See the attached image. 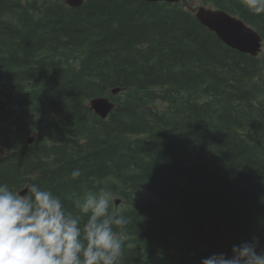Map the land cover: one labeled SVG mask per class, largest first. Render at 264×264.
<instances>
[{"label":"trees","instance_id":"obj_1","mask_svg":"<svg viewBox=\"0 0 264 264\" xmlns=\"http://www.w3.org/2000/svg\"><path fill=\"white\" fill-rule=\"evenodd\" d=\"M193 3L241 19L262 52L225 46ZM99 96L115 103L106 119L88 106ZM32 183L70 212L107 190L130 221L122 264H200L253 238L264 251V13L245 0H0V184Z\"/></svg>","mask_w":264,"mask_h":264},{"label":"clouds","instance_id":"obj_2","mask_svg":"<svg viewBox=\"0 0 264 264\" xmlns=\"http://www.w3.org/2000/svg\"><path fill=\"white\" fill-rule=\"evenodd\" d=\"M264 13V0H245ZM79 177V169L71 173ZM13 191L0 184V264H122L129 218L110 211L111 194L100 189L72 201L68 211L61 198L38 184ZM258 239L233 245L231 255L214 253L200 264H264Z\"/></svg>","mask_w":264,"mask_h":264},{"label":"water","instance_id":"obj_3","mask_svg":"<svg viewBox=\"0 0 264 264\" xmlns=\"http://www.w3.org/2000/svg\"><path fill=\"white\" fill-rule=\"evenodd\" d=\"M85 0H62L64 4L71 8L80 7ZM146 2H167L173 3L178 0H136ZM196 20L229 48L257 57L262 50L261 37L241 20L221 11L211 8L198 7L193 10ZM118 89H113L112 94H116ZM114 103L106 96L95 97L89 101L90 109L101 119H105L114 108ZM33 138L29 139L31 143ZM26 191V190H24ZM24 192H21L23 195ZM118 203V201H116Z\"/></svg>","mask_w":264,"mask_h":264},{"label":"rangeland","instance_id":"obj_4","mask_svg":"<svg viewBox=\"0 0 264 264\" xmlns=\"http://www.w3.org/2000/svg\"><path fill=\"white\" fill-rule=\"evenodd\" d=\"M193 6H196L195 3H193Z\"/></svg>","mask_w":264,"mask_h":264}]
</instances>
